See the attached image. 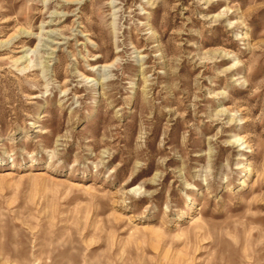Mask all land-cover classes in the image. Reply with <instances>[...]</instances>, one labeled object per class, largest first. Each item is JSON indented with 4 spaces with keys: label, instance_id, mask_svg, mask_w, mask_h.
<instances>
[{
    "label": "rangeland",
    "instance_id": "374dc122",
    "mask_svg": "<svg viewBox=\"0 0 264 264\" xmlns=\"http://www.w3.org/2000/svg\"><path fill=\"white\" fill-rule=\"evenodd\" d=\"M0 264H264V0H0Z\"/></svg>",
    "mask_w": 264,
    "mask_h": 264
}]
</instances>
